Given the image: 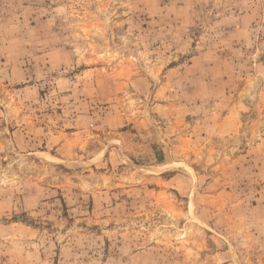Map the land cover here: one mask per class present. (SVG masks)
I'll return each instance as SVG.
<instances>
[{
    "label": "rangeland",
    "instance_id": "rangeland-1",
    "mask_svg": "<svg viewBox=\"0 0 264 264\" xmlns=\"http://www.w3.org/2000/svg\"><path fill=\"white\" fill-rule=\"evenodd\" d=\"M0 264H264V0H0Z\"/></svg>",
    "mask_w": 264,
    "mask_h": 264
}]
</instances>
